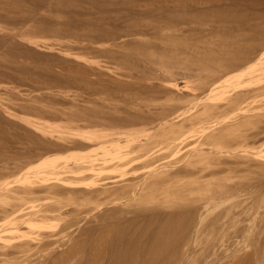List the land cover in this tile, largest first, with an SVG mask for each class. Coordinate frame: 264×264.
Returning a JSON list of instances; mask_svg holds the SVG:
<instances>
[{
  "label": "rangeland",
  "instance_id": "374dc122",
  "mask_svg": "<svg viewBox=\"0 0 264 264\" xmlns=\"http://www.w3.org/2000/svg\"><path fill=\"white\" fill-rule=\"evenodd\" d=\"M260 1L0 0V132L15 125L13 141L42 137L63 149L24 166L11 162L16 157L11 148L0 150V188L5 175L17 180L29 175L11 191H0V264H143L149 250L170 251L142 237L155 225L131 224L126 220L134 214L115 218L107 212L131 199L133 206L168 213L201 209L195 230L189 231L181 217L172 224L169 238L185 239L195 252L173 264H264V185L257 191L247 187L264 180V147L256 160L238 166L213 168L208 159L194 160L177 174H158L138 192L153 171L149 165L175 162L198 142L226 147L228 133L237 139L264 126V114L238 119L251 101L242 103L234 95L263 85L264 73L258 81L230 74L224 85L233 93L207 101L203 85L184 76L187 68L204 66L206 46L254 35L255 26L264 24ZM172 14L179 17L175 22L162 20ZM166 48L180 52L174 62L160 60ZM136 65L141 67L126 71ZM144 66L152 68L144 71ZM143 73L155 78L145 85L162 84L165 91L136 89ZM258 95L260 106L264 93ZM163 111L179 117L171 130L155 128L154 123L170 119L160 115ZM145 116L152 122H112ZM229 144L237 146L232 139ZM64 166L70 172L64 173ZM214 169L218 174L204 184L194 181V173ZM20 205L26 219L13 213Z\"/></svg>",
  "mask_w": 264,
  "mask_h": 264
},
{
  "label": "bare ground",
  "instance_id": "6f19581e",
  "mask_svg": "<svg viewBox=\"0 0 264 264\" xmlns=\"http://www.w3.org/2000/svg\"><path fill=\"white\" fill-rule=\"evenodd\" d=\"M260 2H262L261 4L264 5V0H261ZM260 2L258 4H260ZM116 12H119V11H116ZM225 16L226 15H224V17ZM263 16H264V9L260 11V17L262 18ZM161 17H162V20L165 19L164 21L171 22V23L175 22L177 18H179L177 17V14H172V15H169L168 17H164V16H161ZM180 17H186V14H183ZM254 32H255L254 35L250 37H242V39L239 41L225 42L222 44L206 46L204 48L205 50L201 53V55L204 57L203 58L204 66L199 69L187 68V70H185L184 76H187L188 78L191 77L192 80L203 85L202 95L204 97V101L213 99L219 93H223V92L233 93V91L235 90L234 88H228L224 85L225 78L230 74L240 73L242 74V76L249 78L250 81H254V80L258 81L261 79V75L264 73V24L255 26ZM179 53L178 51L172 48H166L163 54L160 56V60L162 62H170V63L174 62L176 59V56L179 57L180 55ZM208 53L211 55H208ZM219 58L223 59L222 63L219 62L215 66H210V68L209 66H207L209 62L217 61ZM20 60H23V59H20ZM258 64L261 65L262 67L258 68ZM152 65L155 66L156 64L152 63ZM140 67H141L140 65H136L131 68L128 67L126 71H129L132 69L138 70ZM151 68H152L151 66H144V71L147 69L150 70ZM209 70H210V74L205 73L206 71H209ZM50 73H52V70H49V74ZM145 73H143V75L141 76L142 80H140V83H138L136 87L135 86L134 87L138 89L141 93H163L165 91V85L157 83L151 86L150 85L147 86L144 84L143 81H148V80L154 81L155 79L154 75L152 74L147 75ZM262 76H264V74ZM67 79L70 81V78L68 76H67ZM259 93L260 94L264 93V84L263 85L260 84L256 89L252 90V92H247L243 94H239V92L234 93V95L238 94L237 96L238 98L241 97L242 103L251 101L245 113L238 116L239 120H250V118L253 117L252 115L264 114V104H261L260 106H258L257 104V98L259 96L258 95ZM90 112L92 114L97 113V111L94 109L90 110ZM160 115H163L164 118H170V119H167V120L165 119L164 122L162 123H158V124L154 123L155 128H161L162 131H167V130L173 129L177 125V119L179 117L175 116V112L163 111L162 114ZM70 117L75 118L76 116L72 115ZM144 118L145 119L143 121H129L127 118L120 117V118H116L112 122L117 125H129V124L138 125L139 123L146 124L148 122H152V120L148 119V117L145 116ZM3 120L4 119L0 118V124L3 122ZM13 126L14 128H12V130L9 128L11 130L9 132H0V138L2 139L1 140L2 146L0 150L3 151V150H6L8 147L11 148L15 152L14 156H16L11 161L14 164H19L20 166H24V164L28 165L30 163H33L35 161L45 158V156L47 155L57 153L63 150L61 148V145L57 141H49L42 137L37 140H34L33 138V141H29L26 138L20 136L19 138L18 137L14 138L15 141H13V139L9 137H11L12 135L15 136L16 135L15 133L18 132V129L16 128V126L15 125ZM35 129L37 132L40 131L38 130V128H35ZM228 134L229 135L226 136L223 141V144H225L226 147L225 146L223 148L216 147L213 144L198 142L195 149L192 152L183 155L175 162L166 164L165 162L160 161V162L153 163L152 165H149V167L147 168H151L153 171L151 172L149 176L143 178L138 188V192H144L145 190H147L149 186L148 180H153V178L156 177L158 174H163L164 172H169L170 170H174V174H177L179 173L180 169L182 168L184 169L185 166H187L189 163H191L194 160L203 159V158L208 159L211 162V164L214 165L213 168H215V166H218V165H223V166L227 165L229 167V164L233 166L234 165L238 166L241 163L244 164L243 162L251 163L254 160H256L254 159L256 154L259 153L260 149L264 147V141L260 139L262 134H264V126L255 130L251 134H248L245 132L241 133L240 136L237 137V139L230 138V133ZM36 135H40V133H36ZM79 135L80 134H77V135L74 134L72 138L73 137H74L73 139L79 138ZM231 139L237 145L234 148L232 147L233 144L231 145L229 144L231 142ZM257 144L259 145L255 147ZM250 145L254 147V150H258V151L251 152V150L247 149L251 147ZM163 164L164 166L161 167V165ZM252 165H254V163ZM25 168L23 169L25 170ZM68 168L69 167L64 166L61 169H64V173H66V172H70V169ZM217 174L218 172L214 169L208 175H205L204 171H199L197 173H194L192 176H194L195 178L194 181L197 184L201 185V184H204L208 176H215ZM3 177H4V182H3V185H1L0 191L8 192L14 189L15 186L13 187L12 185H16L25 179L27 180V177H29V175L23 179H20L19 177L20 180H17V178L13 177V175L12 176L5 175ZM10 177H13V178L10 179ZM9 179L12 181L8 182ZM262 184L264 185V180L251 183L247 185V187L251 191H257ZM19 187L23 188V185ZM18 189L19 188H16V192ZM19 192H22V191L19 190ZM26 192H28V189L26 190ZM131 200L120 202L117 204L116 207L112 206L111 209H108L107 212H110V214L115 218H118L116 217V215H119V214L120 215L134 214L135 217L133 219L126 220V222L131 223V224L136 225L140 220H145L147 221V223H149V225H155L156 227L153 230L148 229V227L144 229L142 237H148L152 240V242L153 240L158 241V243L167 245L170 248V251L167 250L169 251L168 253H166L167 251L165 253H161L162 250L159 252V250L157 251L156 249L149 250L147 254L148 258L146 257L147 259L143 261L144 262L143 264H173V261L176 260L177 257L182 258L186 255L190 257L192 253H195L193 252L191 246L189 245L185 246L188 243V241H186L185 239L183 238L177 239V237L169 238V236H171V232L173 230L172 224H175L176 222L175 220L179 221V219L177 218H180V217L184 219L186 223H188L189 231L195 230L198 227L201 216H202L200 208H191V209L184 211L183 213L175 214L173 212L168 213L167 211L161 210L160 208L133 206L132 204H130ZM13 213L20 215L24 219L29 217L25 213V209L23 208V206L13 211ZM161 244H159V246ZM149 245L152 248L154 247V245L153 246H151V244ZM159 246L158 248H161ZM62 247L65 248L64 245H62ZM260 255H261L260 256L261 259L264 261V252H261ZM216 261H219V260H216ZM134 264H137V263H134Z\"/></svg>",
  "mask_w": 264,
  "mask_h": 264
}]
</instances>
